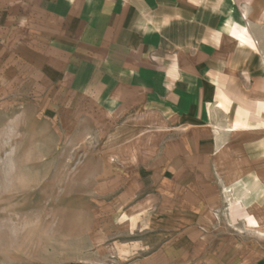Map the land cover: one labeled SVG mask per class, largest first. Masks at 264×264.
Here are the masks:
<instances>
[{
    "label": "crops",
    "instance_id": "crops-1",
    "mask_svg": "<svg viewBox=\"0 0 264 264\" xmlns=\"http://www.w3.org/2000/svg\"><path fill=\"white\" fill-rule=\"evenodd\" d=\"M0 50L96 123L122 264H264V0H0Z\"/></svg>",
    "mask_w": 264,
    "mask_h": 264
},
{
    "label": "rangeland",
    "instance_id": "rangeland-1",
    "mask_svg": "<svg viewBox=\"0 0 264 264\" xmlns=\"http://www.w3.org/2000/svg\"><path fill=\"white\" fill-rule=\"evenodd\" d=\"M13 75L0 50V264H122L96 123Z\"/></svg>",
    "mask_w": 264,
    "mask_h": 264
}]
</instances>
